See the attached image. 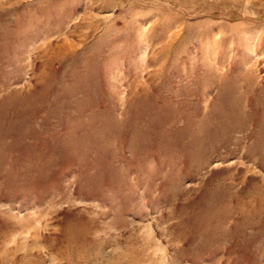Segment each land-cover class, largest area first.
<instances>
[{
  "label": "rangeland",
  "instance_id": "374dc122",
  "mask_svg": "<svg viewBox=\"0 0 264 264\" xmlns=\"http://www.w3.org/2000/svg\"><path fill=\"white\" fill-rule=\"evenodd\" d=\"M0 264H264V0H0Z\"/></svg>",
  "mask_w": 264,
  "mask_h": 264
}]
</instances>
